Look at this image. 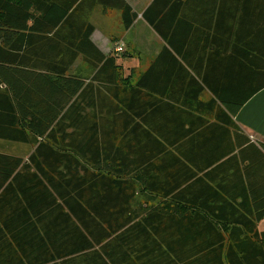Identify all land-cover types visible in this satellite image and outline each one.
Here are the masks:
<instances>
[{"label": "trees", "instance_id": "1", "mask_svg": "<svg viewBox=\"0 0 264 264\" xmlns=\"http://www.w3.org/2000/svg\"><path fill=\"white\" fill-rule=\"evenodd\" d=\"M88 6L138 17L126 0H0V141L34 147L0 153V264H264V144L234 121L264 89V0H154L164 45L136 84L92 42ZM169 58L206 65L188 105L205 118L169 126Z\"/></svg>", "mask_w": 264, "mask_h": 264}, {"label": "crops", "instance_id": "2", "mask_svg": "<svg viewBox=\"0 0 264 264\" xmlns=\"http://www.w3.org/2000/svg\"><path fill=\"white\" fill-rule=\"evenodd\" d=\"M94 1V0H92ZM127 3L132 7L133 11L138 15L137 20L133 26L126 30L123 26L121 12L117 10H109L104 12L101 7L95 6L90 10L88 6V21L94 26V32L91 36L92 42L97 48L106 56L114 54L118 57L117 62L122 67V71L125 77L132 76L133 84H136L138 80L149 70L153 65L156 57L163 48V41L157 34L147 25L143 18V14L154 0H126ZM205 6V5H203ZM214 6V5H212ZM110 12L112 14H110ZM112 15V17H111ZM189 19V18H188ZM119 25L123 28L124 32H128L126 35L114 34L118 29ZM135 31L139 33L142 31L141 36H135ZM134 35V36H133ZM133 36V37H132ZM120 37V38H119ZM112 39H117L116 43L113 44ZM118 43L124 44L125 49L123 53L114 52V46ZM176 57L177 54H175ZM181 61V58H178ZM84 75L89 77L91 70L88 69L87 65L84 66ZM209 69V68H208ZM198 74L193 71L192 68L185 64H172L171 58H169V126L172 127V119L180 112L192 111L196 117L205 118L206 115L198 112L196 109H192L188 106L190 103L195 106V101L192 99L194 92L190 88L191 81H198L202 84V76L206 70V65L202 68H198ZM210 83L214 84L216 78L220 81V76L216 75V68H210ZM74 71V68L72 69ZM83 72V71H80ZM218 73V72H217ZM196 87V86H194ZM193 93V94H192ZM212 99V95L204 90L199 95L201 102H208ZM197 104V103H196ZM195 120H197V118ZM234 121L242 132L246 133L253 141H259L264 144V89L252 97L245 106L239 111ZM171 129H169L170 132ZM3 147L17 146V148L28 149L26 157L14 154L9 151H1L0 153L23 158L25 161L33 153L34 147L27 145L28 147L20 146L19 144L3 143L0 141ZM212 144L211 142H207ZM213 143H216V141ZM26 145V144H24ZM212 146V145H211ZM212 148V147H211ZM208 149V148H205ZM264 220L262 221V223ZM260 225V224H259Z\"/></svg>", "mask_w": 264, "mask_h": 264}, {"label": "rangeland", "instance_id": "3", "mask_svg": "<svg viewBox=\"0 0 264 264\" xmlns=\"http://www.w3.org/2000/svg\"><path fill=\"white\" fill-rule=\"evenodd\" d=\"M110 14H112L111 12H110ZM111 17H112V15H111ZM128 32H124V30H123V28L119 25V27H118V29L114 32V34H122V35H126ZM142 35V31L139 33L138 31H135V36L137 37V36H141ZM134 36V35H133ZM132 36V37H133ZM120 38V37H119ZM117 39H112L111 38V41L113 42V44H115L117 41H116ZM118 45V43L114 46V50H115V47ZM85 65L80 61V60H78L77 61V63L75 64V66H74V71L73 72H77V73H84V69H85V67H84ZM80 71H83V72H80ZM14 144V143H13ZM16 144V143H15ZM20 146H24V147H28L27 145H24V144H19ZM28 149L29 150H31V148L30 147H28V148H25L24 149V151H23V149H21V148H17V146H11V148L10 147H3L2 145H1V143H0V150L1 151H9V152H12V153H14V154H19L20 156H24V157H26L27 156V154H28ZM146 201H145V198L142 196V195H139L138 196V199H137V204L139 203V205H142V204H144ZM258 229L260 230V231H264V222L262 223H260V225L258 226Z\"/></svg>", "mask_w": 264, "mask_h": 264}, {"label": "built area", "instance_id": "4", "mask_svg": "<svg viewBox=\"0 0 264 264\" xmlns=\"http://www.w3.org/2000/svg\"><path fill=\"white\" fill-rule=\"evenodd\" d=\"M124 49H125L124 44H119V45H117V46L115 47V51H116L117 53H122V52L124 51Z\"/></svg>", "mask_w": 264, "mask_h": 264}]
</instances>
